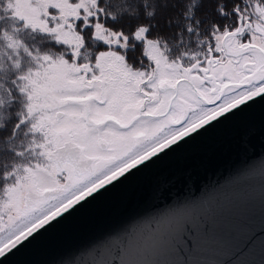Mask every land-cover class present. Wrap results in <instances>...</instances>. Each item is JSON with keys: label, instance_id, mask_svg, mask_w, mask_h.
<instances>
[{"label": "snow or ice", "instance_id": "1", "mask_svg": "<svg viewBox=\"0 0 264 264\" xmlns=\"http://www.w3.org/2000/svg\"><path fill=\"white\" fill-rule=\"evenodd\" d=\"M258 98L264 0H0V258ZM185 225L111 264H171Z\"/></svg>", "mask_w": 264, "mask_h": 264}, {"label": "water", "instance_id": "2", "mask_svg": "<svg viewBox=\"0 0 264 264\" xmlns=\"http://www.w3.org/2000/svg\"><path fill=\"white\" fill-rule=\"evenodd\" d=\"M250 105L139 166L92 204L82 202L0 264H111L134 234L185 222L179 243L149 259L264 264V100Z\"/></svg>", "mask_w": 264, "mask_h": 264}]
</instances>
